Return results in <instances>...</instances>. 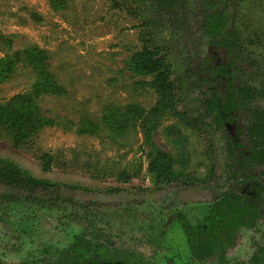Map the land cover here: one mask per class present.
Instances as JSON below:
<instances>
[{
  "label": "rangeland",
  "instance_id": "rangeland-1",
  "mask_svg": "<svg viewBox=\"0 0 264 264\" xmlns=\"http://www.w3.org/2000/svg\"><path fill=\"white\" fill-rule=\"evenodd\" d=\"M61 1L57 6L52 0H0V56L39 46L46 50L49 70L62 87L60 93L36 95L37 74L23 60L0 83L1 103L18 93H32L53 119L21 146L0 133V157L36 177L61 184L60 192L55 193L71 199L68 211L73 208L70 213L78 231L88 232L92 227L110 258L139 254L147 259L169 246L174 250H168L166 258L173 259V264L187 262L193 255L182 230L166 229L163 241H158L159 215L171 216L173 210L183 211L199 203L206 206L220 196L230 185L232 158L226 151V137L239 134L246 151L250 144L245 129L247 109L236 112L235 121L219 130L199 127L196 119L206 112V86L214 83H195L208 78L202 72L199 77L190 74V69L203 71L206 66V71L229 56L201 29L207 13L205 0H174L162 12L155 10L151 0ZM215 2L227 17L228 34L240 37V49L232 50L236 55L233 77L258 90L264 84V0ZM147 39L149 46H159L173 64L177 109L198 125L193 127L170 113L153 130V144L173 156L174 172L180 173L167 180L148 171L150 144L140 122L129 123L119 132L110 130L104 120L108 109L156 105L159 96L145 83L153 76L137 75L128 68L131 55ZM254 94L252 102L264 106L263 94ZM85 118L96 122V133L77 131ZM45 153L52 157L49 169L43 168ZM141 165L138 176L129 180L116 175ZM3 193L13 196L4 203ZM46 196L43 192L28 196L22 189L0 183V264H33V257L39 261L46 247L69 243L70 236L59 226L62 214L48 208ZM59 205L67 206L64 200ZM195 213L190 210V217ZM259 241H264V216L255 227L238 230L225 256L228 264H241L246 251ZM206 259L200 258L199 264ZM207 264L218 263L213 259Z\"/></svg>",
  "mask_w": 264,
  "mask_h": 264
},
{
  "label": "flooded vegetation",
  "instance_id": "flooded-vegetation-1",
  "mask_svg": "<svg viewBox=\"0 0 264 264\" xmlns=\"http://www.w3.org/2000/svg\"><path fill=\"white\" fill-rule=\"evenodd\" d=\"M150 3H154L153 5L156 11L162 12L169 8L174 3V0L165 1L161 8L158 7V3H156L155 0H151ZM203 6L207 10V13L205 14V20L203 21L201 29L209 36L204 29L206 15L213 12L219 16L222 12L218 10L215 0H205ZM227 30L228 27L224 36L226 40L228 39L229 41L224 40V43H220L216 37L213 38L209 36L211 40L227 50L229 54L227 61L211 64L206 71V66H204L205 68L203 71L200 70V68L196 70L190 69V74L196 73L199 77L200 75L198 72H202V74H205L206 78H208L207 81L206 79L200 80L197 77L199 81L195 83L203 82L205 86L212 80L214 83L212 87L206 86L207 93L203 100V106L206 112L202 113L200 117L196 119L200 124L199 127L206 125L215 128V130H219L235 121L236 118L234 116L236 112L247 109L249 116L246 119L245 129L250 144L246 151L243 148V143L240 141L239 134L236 136L228 135V137H226V151L228 156L232 158V161L229 163L230 185L220 196L206 204V206L199 203L188 206L183 209V211L173 210V215L171 216H166L165 214L163 217V213V215H159L158 241H163L162 237L167 233L166 229L172 231L176 227L183 231L182 233L186 237L187 245L192 252L193 258L187 262L176 264H199L198 260L200 258H207L204 264H207L213 259L218 264H228L225 256L227 250L234 245L238 232L230 242L225 236L221 241L224 242L221 247L212 250L208 249L209 247L207 248L206 245L212 244L214 236L205 229L208 227L205 223L207 218H211L210 216L214 215V213L215 216H218L216 225L219 224L222 226L227 222L228 218H232V209L236 205H241L247 211L253 209L258 212L259 216L257 219L249 221L246 224L243 223L239 226L238 230L243 227H255L264 216V131L262 130L264 124L260 123L264 118V106H258L251 100L255 98V91L262 93L264 96V84L258 87L257 90L252 84L248 82L240 83L239 80H236L235 75L233 77V68L236 66V55L234 54L235 51L232 50L233 48L240 49L238 42L240 37L235 39L237 36H230L228 34L229 30ZM220 84L222 86H220ZM208 117L212 118L211 122L208 121ZM242 130H244V128L240 131ZM258 130H261L262 137L257 136ZM260 169L261 171H258ZM56 183V186L37 189L35 191L17 188L3 183L11 189H22L28 196L37 194V192H43L44 195L47 194L46 199L50 202L48 208L52 210L57 209L55 211H59V213L62 214V217L59 219V226L61 230L66 232L67 238L70 236L69 243L53 248L46 247L43 251V257H41L39 261H36V256L33 257L34 260L31 261L33 264H97L98 262L103 264H173V259L170 260V258H166L168 254L164 255L168 250H170V252L174 250L173 247L169 246L168 248H163L165 249L164 253L159 252L157 255L147 259L139 254H130L126 257L112 256L110 258L109 254L104 253V249L102 250L98 241L99 239L95 237L96 231L93 233L92 227H90L88 231L89 236L87 231L84 233L78 231V228L75 226L76 221L74 220V216L70 213V210L73 208L68 211V208H70L69 200L71 199L68 197L60 198V195H56L55 192H60L62 186L58 182ZM71 188L88 189V187L82 185H71ZM118 189V187H114L113 190L117 191ZM12 196L11 193H3V202L6 203ZM63 200L67 206L60 207L59 205L58 207V203ZM192 209H195L197 214L195 213L196 215L190 217L189 211ZM221 242L219 244H221ZM47 253H49V255ZM241 264H264V241H259L258 244L250 246Z\"/></svg>",
  "mask_w": 264,
  "mask_h": 264
},
{
  "label": "trees",
  "instance_id": "trees-1",
  "mask_svg": "<svg viewBox=\"0 0 264 264\" xmlns=\"http://www.w3.org/2000/svg\"><path fill=\"white\" fill-rule=\"evenodd\" d=\"M52 1L54 5H62L61 0ZM165 1L167 0H155L160 8ZM227 27L228 20L224 13H220L218 16L210 12L206 15L204 29L210 37L218 38L220 43H224V40H226L224 33H226ZM226 41L229 40L227 39ZM147 42L148 39L145 40L141 50L131 55L128 68L132 73L137 75L153 76L151 80H145V83L157 92L159 97L156 105L150 109L141 107L138 104L128 105L124 111L119 108L108 109L104 120L110 127V130L119 132H122L129 123L136 125L140 122L144 127L145 140L150 144L148 171L155 173L159 180H167L178 177L180 173L174 172L173 156L153 144L151 138L153 130L159 126L161 118L170 113L185 120L193 127H197L198 125L195 122H191V119L187 117L185 112L177 109L179 95L176 91L177 85L172 78L174 67L167 54L163 53L159 46L151 47ZM21 60L29 63L37 74L34 84L36 95L44 92H62V87L56 81L54 74L49 70L46 50L39 46L28 47L24 52H8L0 56V83L12 74L16 65ZM52 123L53 119L42 111L32 93H18L6 103L0 102V133H6L16 146L24 145L39 129ZM260 123L264 124V118ZM262 130L264 131V128ZM77 131L79 133L93 134L98 131V125L90 118H85L77 127ZM257 136L262 137L261 130H258ZM42 158L44 160L43 168L49 169L52 161L51 155L45 153ZM141 169L142 165L136 168L137 171L135 168L133 169L135 171L129 172L128 169H124L117 172L116 175L120 179L129 180L133 176H138ZM0 182L31 191L57 185L56 182L36 177L14 161L1 157ZM258 216L257 211L253 209L247 211L241 205H236L232 209V218H228L227 222L220 226L219 224L216 225L218 216H215L214 213V215L210 216L211 218H207L205 223L208 226L205 229L214 236L212 244L206 245L207 248L209 247L208 249L212 250L221 247L222 243H224L221 241L225 236L230 242L238 232L239 226L257 219ZM220 242L221 244H219ZM97 264L103 263L98 262Z\"/></svg>",
  "mask_w": 264,
  "mask_h": 264
}]
</instances>
